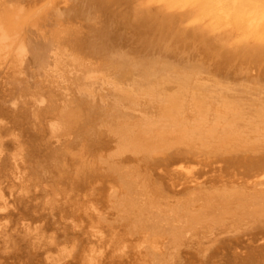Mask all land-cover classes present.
<instances>
[{"label": "bare ground", "instance_id": "obj_1", "mask_svg": "<svg viewBox=\"0 0 264 264\" xmlns=\"http://www.w3.org/2000/svg\"><path fill=\"white\" fill-rule=\"evenodd\" d=\"M237 4L234 36L140 0H0V264H264L261 215L189 238L171 208L264 193V8ZM25 67L46 78L11 112Z\"/></svg>", "mask_w": 264, "mask_h": 264}, {"label": "rangeland", "instance_id": "obj_2", "mask_svg": "<svg viewBox=\"0 0 264 264\" xmlns=\"http://www.w3.org/2000/svg\"><path fill=\"white\" fill-rule=\"evenodd\" d=\"M135 1H137V0H135ZM140 1L144 4L145 7L150 9L149 14L153 17L155 15H157V18H158V16L160 18L163 17L162 13L165 10L166 11L171 10L175 14H178V15H180L182 13L184 14V13H186V11L193 10L195 15L197 16V17L195 16L196 19L202 21V23L205 27H211L213 24H215L217 22H221V25L224 26V28H225L224 31L229 32V33L233 34L234 36H236L240 30V29H238L239 24H242L243 26L245 25L243 23H240L242 21H241V18L239 16L240 11H238L239 10V4H237V3L242 2L243 5H245V6L246 5L247 6L254 5V6L260 7V9L264 8V0H221L222 1L221 2V6H222L221 7V14H218L219 19H217L216 15L214 16V14H212L213 12H212L211 8L208 7V4L211 0H200L201 2L198 0L199 4L197 3L198 1L196 0V2H195L196 6L193 5L194 2L187 6V5H185V3H182L183 0H140ZM246 8H249V7H246ZM215 19L220 20V21H215ZM153 20H156V19L154 18ZM237 20L239 23H237ZM242 25H240V26L243 27ZM25 68L22 70L23 72H17L15 69H11L9 71V73L4 75L3 79L1 80V83L3 85V90L5 92V98L1 101L2 102L1 104H2V106L7 107V109H9L11 112H13V111L18 112L19 110H21V108L23 107V104H24L23 98H25L28 95V92L31 90H41L43 83H44L43 81H45V78H46V75L44 73H39L35 69H30L29 67H28L29 70H27L28 69L27 67H25ZM49 93L50 92H46L45 94L47 96H49ZM31 119L33 120V117H31ZM249 123H251V122H248V125L244 126L245 127L244 131H247L246 136H248L250 139L263 136V135H260V133L262 131H264L263 126H260V125L255 126V125H253V123H251V124H249ZM210 125L209 124L204 125V127L207 128V130H208V131H206V133L210 137L209 139H212L211 140L212 142L214 141L219 145L223 144V145L230 146L229 143L231 142V140H230V136H228V133L229 132L230 133L235 132V128L234 127L228 128V125H226V124L223 125L222 122H219L216 125H212V124H210ZM219 126L221 127V129ZM226 126H227V128H226ZM215 127L217 129L219 128V130H217ZM254 127H255V129H254ZM244 131L238 130V132H240V133L244 132ZM218 133H219V135H218ZM211 134H212V137H211ZM215 136H216V138H215ZM256 140L258 141V139H256ZM256 140L254 139V141H256ZM228 141H229V143H228ZM229 192L230 191H227V190L223 191V192H221V190H218V194L203 193V196L200 195L203 198L196 197L195 201H193L191 203L186 202L184 204L176 205L177 206L176 208L171 207L172 209H174L176 211L175 214H173V215H174V217L176 215L175 218H177V216L179 217L177 219H179L178 222H180L181 225H183L182 223L187 220L186 218H187L188 214L189 215L191 214V217L188 218V220H187V221H189V222H187L188 225L191 224L189 226L190 231L185 233L187 235L189 234V238L190 237L193 238L192 235L195 233L194 229L198 230V232H199L201 230H206V229L212 228V226L210 224H208V223L203 224L202 223V221L204 220V216H206L207 214H212V215L220 214L223 220L225 218V220H224L225 222H223L224 223L223 225H226L227 227L230 225L232 226V224H234L236 226L238 224L237 223L238 221L245 219L247 217V215H250V214L261 215L260 220L264 221V204H263L264 203V199H263L264 193L261 196L260 194H256V193L250 194L249 192L248 193L245 192L247 194V196L244 193L242 196L237 197V195L234 192H230V194H228ZM209 195H211V196H209ZM212 196H213V198H212ZM216 196L218 198H216ZM229 197H230V199H229ZM237 199H238V201H237ZM258 200H263V203L261 204L262 201L257 202ZM220 201H222V202H220ZM237 203H238V205H237ZM181 206L183 208L185 207L184 209L186 210V212H188V214L184 212L185 210L183 208L181 209ZM186 207H188V208L186 209ZM252 207H254L253 208L254 210H252ZM171 208H168V209H171ZM178 209H179V211H178ZM247 211H248V213H247ZM225 212L227 213V215ZM236 213H237V215H236ZM241 213L244 215H242ZM183 217H184V219H183ZM226 218L228 221L226 220ZM191 219H193V221ZM183 220H185V221H183ZM190 221L193 222V224L190 223ZM178 225H180V224H178ZM223 225H221V227ZM191 226H194V227H191ZM195 227H197V228H195ZM207 227H209V228H207ZM134 246H135V244H134ZM168 247L166 245H164L162 248L169 249L170 247L169 248ZM176 247H177L176 249L179 248L177 245H176ZM171 248L172 249H170V251L173 250V247H171ZM180 248H182V246Z\"/></svg>", "mask_w": 264, "mask_h": 264}]
</instances>
